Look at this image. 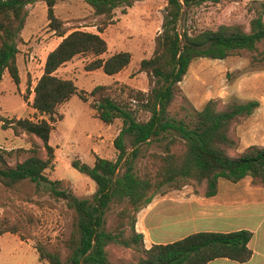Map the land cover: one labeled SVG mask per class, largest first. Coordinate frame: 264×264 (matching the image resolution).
<instances>
[{"label": "trees", "instance_id": "trees-1", "mask_svg": "<svg viewBox=\"0 0 264 264\" xmlns=\"http://www.w3.org/2000/svg\"><path fill=\"white\" fill-rule=\"evenodd\" d=\"M60 1L0 0V84L6 73L16 85L21 83L19 42L29 16L28 5L45 2L49 27L62 38L48 54L43 75L33 89L32 108L49 116L50 120H6L16 135L28 133L41 139L46 157L34 148L31 157L11 167L6 156L12 152L0 150V182L3 185L13 187L25 180L37 184L48 182L51 195L64 200L74 211L73 231L65 242L66 259H62L59 251L39 247L40 259L48 264H208L219 258L248 262L253 255L249 246L253 237L251 231L197 232L172 243L154 244L148 249L136 224L137 214L151 204L166 185L193 182L204 187L207 198L217 195L221 180L237 184L251 177L254 186L264 187V146H249L238 156L229 154L239 147L232 134L234 125L251 117L259 108V101L221 105L220 101L211 99L192 121L169 116V109L178 96V86L193 62L203 58L224 60L240 51L256 52L259 45H264V7L260 15L251 20L249 31L241 24H221L215 29L181 33L178 27L185 11L221 0H166V16L155 40L154 54L140 63V72L148 75L152 87L148 92L133 91L131 94L151 116L147 121H139L132 110L114 100L106 86L99 85L91 92L95 98L91 107L98 118L107 125L121 119L123 127L114 142L119 151L116 160L97 157L93 166L80 160L72 162L76 170L96 184L92 197L80 198L65 188L62 181H51L46 176L47 170L54 168L55 149L50 140L54 130L52 121L59 107L74 95L84 102L89 101L73 80L63 79L56 73L77 56L93 57L85 67L88 72L102 69L105 74L115 76L127 68L132 60L129 52L102 57L108 51V43L100 33L114 22L118 9L126 14L136 2L143 0H82L93 9L95 16L103 18L102 25L98 26L99 33L84 30L67 33L55 13ZM261 56L264 60V52ZM126 135L134 138L130 153ZM166 136L170 138L162 154L146 155L144 145ZM140 158L146 161L143 168L138 169ZM121 168L125 170L119 175ZM113 210L116 211L115 223L109 228L108 213ZM2 227L0 223V237L6 230ZM111 246L133 249L137 260L113 262L109 252ZM1 252L0 243V255Z\"/></svg>", "mask_w": 264, "mask_h": 264}, {"label": "rangeland", "instance_id": "rangeland-1", "mask_svg": "<svg viewBox=\"0 0 264 264\" xmlns=\"http://www.w3.org/2000/svg\"><path fill=\"white\" fill-rule=\"evenodd\" d=\"M166 6V0H143L136 2L126 14L118 9L114 22L100 33L108 43V51L103 58L121 51L132 55L129 66L119 74L109 76L102 69L88 72L85 67L92 61V56H77L56 73L63 79L73 80L79 91L86 93L89 101L84 102L74 95L59 107L52 121L54 130L50 140L55 149L54 168L47 170L46 176L51 181H62L65 188L80 198L92 197L96 192V184L76 170L72 162L80 160L93 166L97 157L116 160L119 151L114 142L123 127L121 119L107 125L98 118L97 112L91 107L95 102L91 92L99 85L106 86L114 100L132 110L139 121L150 118L151 114L144 109L143 104L132 99L131 94L133 91L148 92L152 87L148 75L140 72V63L154 54L155 40L162 31L166 16ZM263 7L264 0H221L217 4L206 2L185 11L178 28L181 33L186 30L201 32L215 29L221 24H241L249 31L251 20L260 15ZM28 11L27 23L19 42L21 83L16 85L6 73L0 84V119H4L0 121V150L12 152V155L6 156L11 167L31 157V149L34 148L42 153V157H46L41 139L28 133L16 135L6 120H50L49 116L41 115L32 108L33 89L43 75L48 54L62 41L49 27L45 2L28 5ZM55 13L64 23L63 29L67 33L74 30L99 33L98 26L103 21L82 0H62L57 4ZM263 52L264 45L261 44L256 52L240 51L224 60L203 58L193 62L178 86V96L169 109V116L189 122L211 99L220 101L221 105L257 100L260 106L256 112L234 125L232 134L239 147L229 154L238 156L249 146H263ZM169 138L166 136L148 146L144 145L146 155L162 154ZM133 140L132 135H126L129 153L133 148ZM145 161L142 158L137 161L138 169L143 168ZM124 170L121 168L119 175ZM196 195L204 197V187L180 181L166 185L154 199L166 197L189 200ZM115 214L114 210L108 213L109 228L115 223ZM0 223L6 229L0 237V264H48L40 259L39 247L59 251L62 259H66L65 242L73 231L74 211L67 207L64 200L51 195L48 182L37 184L25 180L13 187L0 182ZM109 252L111 260L116 263L137 260L133 249L111 246Z\"/></svg>", "mask_w": 264, "mask_h": 264}, {"label": "crops", "instance_id": "crops-1", "mask_svg": "<svg viewBox=\"0 0 264 264\" xmlns=\"http://www.w3.org/2000/svg\"><path fill=\"white\" fill-rule=\"evenodd\" d=\"M136 230L143 234L148 249L197 232L248 230L253 233L249 244L253 255L248 262L219 258L208 264H264V187L254 186L247 177L237 184L221 180L217 195L211 198L153 199L137 214Z\"/></svg>", "mask_w": 264, "mask_h": 264}]
</instances>
